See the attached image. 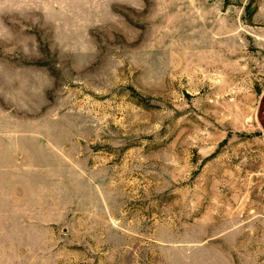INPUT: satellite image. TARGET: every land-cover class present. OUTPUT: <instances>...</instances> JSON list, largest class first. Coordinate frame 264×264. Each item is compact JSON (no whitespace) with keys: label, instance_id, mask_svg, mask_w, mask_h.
<instances>
[{"label":"rangeland","instance_id":"374dc122","mask_svg":"<svg viewBox=\"0 0 264 264\" xmlns=\"http://www.w3.org/2000/svg\"><path fill=\"white\" fill-rule=\"evenodd\" d=\"M0 264H264V0H0Z\"/></svg>","mask_w":264,"mask_h":264}]
</instances>
